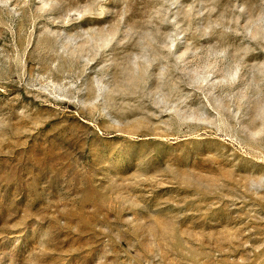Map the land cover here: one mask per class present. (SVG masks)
Returning <instances> with one entry per match:
<instances>
[{"label":"rangeland","instance_id":"rangeland-1","mask_svg":"<svg viewBox=\"0 0 264 264\" xmlns=\"http://www.w3.org/2000/svg\"><path fill=\"white\" fill-rule=\"evenodd\" d=\"M0 264H264V0H0Z\"/></svg>","mask_w":264,"mask_h":264}]
</instances>
